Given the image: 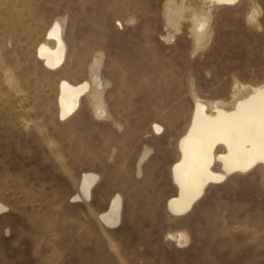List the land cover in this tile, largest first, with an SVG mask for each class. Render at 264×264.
Here are the masks:
<instances>
[{
    "label": "rangeland",
    "instance_id": "374dc122",
    "mask_svg": "<svg viewBox=\"0 0 264 264\" xmlns=\"http://www.w3.org/2000/svg\"><path fill=\"white\" fill-rule=\"evenodd\" d=\"M56 21L67 49L52 70L36 51ZM62 79L91 85L67 119ZM260 83L264 0H0V264H264L263 167L211 184L184 215L167 206L196 98L232 107ZM87 171L93 197L74 201ZM116 194L108 228L98 215Z\"/></svg>",
    "mask_w": 264,
    "mask_h": 264
},
{
    "label": "bare ground",
    "instance_id": "6f19581e",
    "mask_svg": "<svg viewBox=\"0 0 264 264\" xmlns=\"http://www.w3.org/2000/svg\"><path fill=\"white\" fill-rule=\"evenodd\" d=\"M206 1L232 6L241 0ZM182 11L183 6L170 7L169 21L176 22ZM210 18L209 9L201 8L195 13L197 44L204 40V29ZM66 49L62 24L56 21L47 31L45 40L39 44L36 53L47 68L56 70L64 63ZM59 85V114L61 118L67 119L78 112L81 100L91 85L88 81L75 84L67 79H62ZM245 89H248L246 95L237 98L232 107L225 106V103L208 106L196 98L190 124L181 133L178 143L176 142L179 157L173 163L171 171L177 194L167 203L174 215L181 216L191 211L211 184L221 183L236 173L264 168V83ZM98 94L96 91L93 97L96 99ZM95 111H102L99 103ZM154 130L161 132L162 126L155 123ZM98 179L97 173H82L78 192L72 197L74 201L89 202ZM121 211L122 196L116 194L106 210L99 213L98 220L108 228H116L121 221ZM6 212L8 207L0 201V215ZM171 238L179 244L188 239L182 232L171 235Z\"/></svg>",
    "mask_w": 264,
    "mask_h": 264
}]
</instances>
